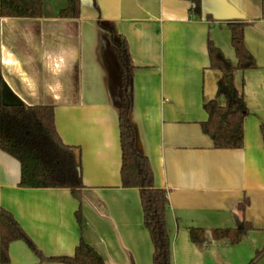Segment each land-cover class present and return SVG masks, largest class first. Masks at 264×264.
<instances>
[{"label": "crops", "instance_id": "0c3cea01", "mask_svg": "<svg viewBox=\"0 0 264 264\" xmlns=\"http://www.w3.org/2000/svg\"><path fill=\"white\" fill-rule=\"evenodd\" d=\"M66 5L43 0L41 18L0 16V78L24 104L53 107L61 140L80 151L81 199L67 188L19 187L18 161L0 150V210L45 258L72 257L83 241L104 264H153L139 190L120 179L122 36L135 67L136 148L168 199L171 264L249 263L264 247V0H201L200 17L185 0H81L78 18H59ZM234 21L246 24L244 44L256 68L233 74L248 109L242 148L215 149L201 128L203 105L215 99L222 75L210 67L208 41L235 65L227 25ZM241 219L253 229L237 244L213 238L214 229L236 228ZM191 228L202 229L205 240L193 242ZM8 258L67 264L41 260L23 240L9 243Z\"/></svg>", "mask_w": 264, "mask_h": 264}, {"label": "trees", "instance_id": "16d2710c", "mask_svg": "<svg viewBox=\"0 0 264 264\" xmlns=\"http://www.w3.org/2000/svg\"><path fill=\"white\" fill-rule=\"evenodd\" d=\"M191 3L189 12L202 15L201 0H185ZM43 0H0V16L4 18H41ZM81 0H67V5L58 13L59 18H78ZM230 43L236 56V64L227 59L222 51L208 41L210 67L221 72L217 82L216 97L203 105L207 120L202 123V132L207 135L215 149H240L243 146V122L248 114L242 94L234 86L233 74L256 68L252 54L244 44L243 22H230ZM120 64V104L118 114L121 149V185L139 190L143 212V224L153 244V264H171L170 238L165 213L168 206L166 192L156 188L153 172L146 156L135 144V132L130 120L133 104L134 64L124 37L116 42ZM223 97L224 104L217 102ZM264 145V126H261ZM0 150L16 159L20 166L18 186L21 188H67L80 201L83 188L81 155L77 148L66 145L58 135L54 123V110L48 105H26L14 96L0 78ZM244 204L240 206V210ZM82 224L80 210L75 212ZM252 225L241 219L236 228L214 229V239L227 238L237 244L252 230ZM193 242L205 240L202 229L191 228ZM23 240L41 259L67 264H104L101 256L88 244L81 241L72 257L45 258L21 229L13 216L0 210V263L8 264V245ZM264 255V247L258 250L247 264H255ZM130 264H133L132 262Z\"/></svg>", "mask_w": 264, "mask_h": 264}, {"label": "water", "instance_id": "95a60500", "mask_svg": "<svg viewBox=\"0 0 264 264\" xmlns=\"http://www.w3.org/2000/svg\"><path fill=\"white\" fill-rule=\"evenodd\" d=\"M121 89V83L119 81V90ZM121 91V90H120ZM118 103L120 104V92H119V99H118Z\"/></svg>", "mask_w": 264, "mask_h": 264}]
</instances>
